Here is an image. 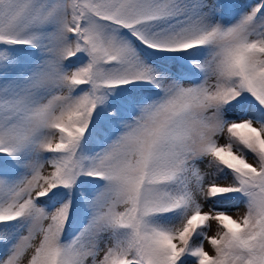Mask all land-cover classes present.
<instances>
[{
    "label": "snow or ice",
    "instance_id": "obj_1",
    "mask_svg": "<svg viewBox=\"0 0 264 264\" xmlns=\"http://www.w3.org/2000/svg\"><path fill=\"white\" fill-rule=\"evenodd\" d=\"M0 264H264V0H0Z\"/></svg>",
    "mask_w": 264,
    "mask_h": 264
},
{
    "label": "rangeland",
    "instance_id": "obj_2",
    "mask_svg": "<svg viewBox=\"0 0 264 264\" xmlns=\"http://www.w3.org/2000/svg\"><path fill=\"white\" fill-rule=\"evenodd\" d=\"M51 169H46V171H50ZM242 207L243 206H241V210H242ZM210 234H213V233H210ZM205 245H206V248L208 247V245H207V242H205Z\"/></svg>",
    "mask_w": 264,
    "mask_h": 264
}]
</instances>
